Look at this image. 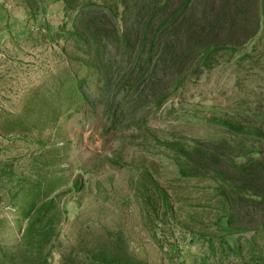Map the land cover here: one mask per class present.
Segmentation results:
<instances>
[{
    "label": "rangeland",
    "instance_id": "1",
    "mask_svg": "<svg viewBox=\"0 0 264 264\" xmlns=\"http://www.w3.org/2000/svg\"><path fill=\"white\" fill-rule=\"evenodd\" d=\"M42 7L33 20L15 0L0 10L15 20L16 35L0 44V249L18 243L27 223L23 205L33 200L27 190L36 189L54 201L56 249L84 234L93 239L103 227L121 230L129 251L151 264H242L252 234L222 237L225 220L216 222L221 211L209 183L180 180L159 140L228 136L217 119L264 126V27L235 52L218 55L212 70L194 71L191 58L182 82L167 75L160 88L155 51L134 50L104 86L86 80L84 104L75 80L82 74L63 51L73 52L72 45L50 39L72 17L64 19L60 2ZM155 185L166 191L172 215L164 216ZM221 242L241 246L242 262L222 256ZM56 249L51 264H58Z\"/></svg>",
    "mask_w": 264,
    "mask_h": 264
},
{
    "label": "trees",
    "instance_id": "2",
    "mask_svg": "<svg viewBox=\"0 0 264 264\" xmlns=\"http://www.w3.org/2000/svg\"><path fill=\"white\" fill-rule=\"evenodd\" d=\"M44 1L15 0L28 20L42 11ZM53 1L62 3L64 19L72 18L69 28L63 24L50 39H64L72 45L73 52L63 51L66 63L75 64L82 74L75 80L78 100L84 104L87 99L82 86L86 80L91 77L104 86L134 50L155 51L162 74L154 84L160 88L167 75L173 83L182 82L183 69L191 58L195 59L194 71L212 70L218 55L235 52L264 27V0ZM141 66L147 71L149 58ZM103 96L99 91L98 98ZM213 124L228 136L204 141L174 138L159 140V144L171 156L180 180L209 183L221 211L216 222L225 220L222 237L252 234L246 247L247 260L240 258L241 246L234 248L223 242L221 255H236L242 264H264V126L229 119H217ZM155 187L164 216L172 215L166 191ZM27 195L33 200L23 205L26 226L11 251L0 249V264H51L58 243L55 215H50L54 201L45 202L47 195L41 196L36 189H28ZM101 230L90 240H86L87 234L79 236L67 250L58 247V264H151L129 251L121 230Z\"/></svg>",
    "mask_w": 264,
    "mask_h": 264
},
{
    "label": "crops",
    "instance_id": "3",
    "mask_svg": "<svg viewBox=\"0 0 264 264\" xmlns=\"http://www.w3.org/2000/svg\"><path fill=\"white\" fill-rule=\"evenodd\" d=\"M10 0H0V10L2 5L9 4ZM15 20H12L9 15H3L0 11V44L9 43V41H15L16 35L10 32V28L14 27Z\"/></svg>",
    "mask_w": 264,
    "mask_h": 264
}]
</instances>
